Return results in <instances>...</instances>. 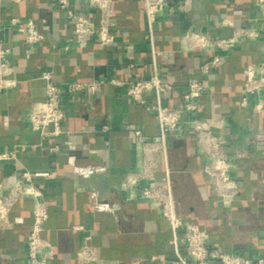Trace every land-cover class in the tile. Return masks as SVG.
<instances>
[{
	"label": "crops",
	"instance_id": "1",
	"mask_svg": "<svg viewBox=\"0 0 264 264\" xmlns=\"http://www.w3.org/2000/svg\"><path fill=\"white\" fill-rule=\"evenodd\" d=\"M51 1H0V40L11 49V77L17 81L0 91V154L19 148L15 159L0 161V185H10L24 170L52 174L33 180L47 207L42 237L50 246V264H180L170 244L169 223L137 188L124 186L142 159L124 124L151 139L158 133L156 118L107 81L129 82L156 67L173 86L162 103L178 108L187 81L200 77L202 64L211 58L209 52L188 49L183 34L199 31L226 37L232 28L225 21L257 36L243 38L226 51L225 61L206 77L199 108L185 114L182 128L168 135L167 162L157 157L156 177L166 186L168 168L178 215L195 224L212 245L264 258V151L254 140L257 133L264 135V89L250 97L247 107L239 104L246 67L264 65V11L258 1L191 0L190 9L182 12L174 8L173 0H164L166 6L152 27V45L145 39L142 3L112 0L116 24L111 29L113 41L106 46L96 42L77 46L66 11L51 9ZM68 1L75 13H91L84 0ZM13 17L32 19L45 39L25 44L9 26ZM130 63L135 67L129 68ZM45 71L60 85L103 83L94 94L64 93L60 133L41 138L31 129L27 112L44 98L45 82L39 77ZM154 102L150 93L148 103ZM257 102L260 111L254 109ZM192 117L214 126L235 165L238 192L228 205L218 200L202 171L207 159L188 123ZM52 147L56 150L50 151ZM32 210V199H20L9 212L10 225H0V264H29L26 240ZM86 239L95 259L79 262L77 253Z\"/></svg>",
	"mask_w": 264,
	"mask_h": 264
},
{
	"label": "built area",
	"instance_id": "2",
	"mask_svg": "<svg viewBox=\"0 0 264 264\" xmlns=\"http://www.w3.org/2000/svg\"><path fill=\"white\" fill-rule=\"evenodd\" d=\"M7 1L17 3L24 0ZM84 1L91 11L88 15L78 14L69 9L68 0H52L49 5L55 11H66L73 26L74 42L77 46H84L90 42H96L100 46L108 45L113 41L111 29L116 24L112 12V0ZM139 1L143 5L148 27L145 39L153 45L152 27L166 3L164 0ZM257 1L264 11V0ZM173 6L185 12L190 9L191 0H173ZM223 23L229 24L232 28L229 36H210L199 31H188L183 34L182 39L188 49L209 52L211 58L202 64L200 77L187 81L178 108L162 103L163 95L171 92L173 86L157 71L156 67L151 72L140 74L129 82L118 79L107 81L114 88L121 89L129 102L142 105L156 118L158 133L151 139L144 137L134 125L124 124L126 132L142 151L139 168L126 176L124 186L137 188L141 197L153 203L162 218L169 223L172 231L170 244L180 264H264L262 257H244L212 245L208 237L195 224L183 220L178 215L168 168L164 176L166 186L161 185L156 177L157 157L163 156L167 162V137L171 132L182 128L185 114H192L199 108L198 98L207 89L206 77L225 61L226 51H231L243 38L257 36V33L233 23L226 21ZM9 26L18 36L22 37L27 45H34L45 39V34L38 29L32 19L22 20L13 17L9 20ZM5 43L0 40V91L14 87L17 83L11 77L13 73V67L9 61L11 49ZM134 67V63L129 64V68ZM244 74L245 80L240 90L239 104L241 107H247L250 97L257 96L264 89V65L250 64L246 67ZM39 78L45 82L44 98L37 106L29 107L27 118L31 129L41 138L57 136L60 133V122L64 118L61 104L64 93L76 94L85 91L94 94L103 83L102 81H76L60 85L53 82L50 71L41 73ZM150 93L155 95L154 103H148ZM261 108L260 102L254 105L256 111H260ZM188 123L195 133L197 146L207 159L202 171L209 186L223 205L230 204L238 192V185L233 177L235 165L225 153V141L213 131L214 126L205 120L192 117ZM254 140L260 143L261 150L264 151V135L257 133ZM55 150L56 147L50 148V151ZM18 151L19 148H15L1 153L0 161L15 159ZM244 156V152L240 153V157ZM51 176L52 174L47 172L24 170L14 178L10 185H0V225L4 227L10 225L9 212L16 201L23 198L33 200L32 226L26 240V256L29 264H50L52 257L50 246L42 237L44 223L48 217L47 207L40 189L33 183L35 178H50ZM77 259L79 262H89L95 259V254L88 245L87 239L78 251Z\"/></svg>",
	"mask_w": 264,
	"mask_h": 264
}]
</instances>
